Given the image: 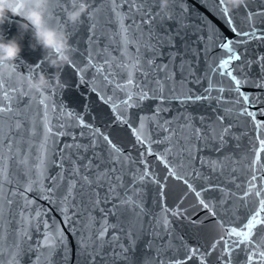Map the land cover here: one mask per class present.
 <instances>
[{
    "label": "snow or ice",
    "instance_id": "obj_1",
    "mask_svg": "<svg viewBox=\"0 0 264 264\" xmlns=\"http://www.w3.org/2000/svg\"><path fill=\"white\" fill-rule=\"evenodd\" d=\"M86 2L92 7L85 19L92 22L86 67L80 71L88 74L96 103L109 111L99 114L101 126L96 125V116L91 122L85 120V114L91 115L87 104L84 114L53 104L49 115L47 97L52 91L47 96L37 93L42 148L34 176L25 173L23 184L11 174V162L20 154L21 145L36 135L34 121L25 114L32 110V98L17 87L11 88L17 95L10 96L4 86L13 80L0 79V264H22L27 253H32L31 264L73 261L68 234L43 219L50 210L39 206L32 210L36 205V199L28 195L32 192L54 204L63 214V224L71 225L77 264H136V246L145 235L150 237L145 251L152 255L144 257L142 264H188L193 259L209 264L213 253L218 264H233V252L241 246H245L246 264H264V54L252 56L246 47L264 43V0H248L243 5L245 27L237 26L241 14L238 9L229 12L225 0H197L226 25L231 36L187 0H179L182 7L176 27L161 24V31L154 21L168 16L157 17L150 8L155 6L160 12L162 0ZM177 2L169 0V5ZM72 3L50 0L48 23L66 28ZM249 4L258 7L250 9ZM103 5L107 7H98ZM100 11L106 13L102 18L97 17ZM109 24L115 25L114 31L108 30ZM68 35L74 33L68 31ZM77 51L73 47L72 55ZM71 66H77L74 59ZM150 100L156 102L150 113L131 111ZM213 102L211 116L189 111L197 104L212 106ZM170 112L173 115L168 116ZM109 125L127 128L133 150L140 149L136 155L102 130ZM245 138L250 157L237 158L232 149L241 148ZM205 150L221 155L212 159L203 155ZM21 163L27 164V159ZM50 166L58 169L54 175L48 173ZM244 170L248 178L237 196L224 184L240 189L236 173ZM170 180L177 183L170 185ZM149 184L156 187L159 213L146 207L144 192ZM212 190L222 194L218 201L204 196ZM173 195L175 202L168 207L166 201ZM190 195L194 202L186 204ZM233 198L243 202L247 213L243 219L237 216ZM195 209L205 211L208 218H220V233L206 248L189 245L172 227L176 218L193 227H207L205 220L192 217ZM9 216L19 219L11 233L14 239L6 246ZM110 216L115 222H110ZM40 225L45 229L42 238L33 241L31 232Z\"/></svg>",
    "mask_w": 264,
    "mask_h": 264
},
{
    "label": "water",
    "instance_id": "obj_2",
    "mask_svg": "<svg viewBox=\"0 0 264 264\" xmlns=\"http://www.w3.org/2000/svg\"><path fill=\"white\" fill-rule=\"evenodd\" d=\"M248 0H246V3ZM187 4L194 7L197 9L200 13H203L205 16L208 17V20L211 21L212 24L216 25L217 28L220 29L221 32H223L225 35L231 36L232 33L228 30L225 24H223L220 20L216 18L212 13L208 12L203 6H201L199 3H197V0H187ZM91 7H89V11L91 10ZM98 7H104L106 8L107 5L103 6H98ZM182 5L178 2L175 5H169V12L171 13L170 16H168V19L166 20H160L157 18L154 21V24L157 26V30L161 31L162 29L159 27L161 24L164 25V27L167 28H175L176 23L175 21L179 19L181 12ZM258 7V5L255 4H249V8H254ZM70 8V7H69ZM150 11L156 12L157 17H162L164 16L163 13L159 12L158 9L155 6H152L150 8ZM240 12L241 16L240 18L236 21L238 27H245V21L243 18V13L245 11L244 7H240L238 9ZM106 15L105 12L100 11L97 13V17H104ZM86 16V14H85ZM85 16L82 18L81 23L77 25H72V24H67L66 30L71 31L74 33L73 36L70 37V42L72 44V47L76 48L78 51L76 54L72 55V60H75L76 67L66 66L63 70V75H62V80L64 83L67 85L66 89L63 90H57L55 92L52 91V94L48 96V103H49V115H51L52 111V105L55 104L56 106H63L65 110H75L77 112H80L81 114H84L83 109L84 105L87 104L89 108L91 109V115H84L85 120L91 122L92 116H96V125L101 126L102 121L99 118L100 113H107L109 109L107 106H101L96 103V94L92 93L90 91V85L87 83L88 81V74L81 72L80 68L81 66L84 65V60H85V50L89 47L87 43V37L89 36V24L92 21H89L85 19ZM108 30L114 31L115 30V25L109 24L107 25ZM99 30V29H98ZM5 31L6 35L8 38H11L14 36L17 32V27L16 24L13 23L12 25L5 26ZM30 43V37H26L23 41V52H22V60L18 61L20 64V71L22 72H29L31 71V67H34L42 58V53L40 50L37 51H32L29 47ZM179 47V44H178ZM246 47L250 49V54L252 56H255L257 53L259 54H264V43H259V42H252L248 44ZM167 51V49H165ZM167 58L165 57V60ZM24 62H27L24 63ZM200 69H204V64L201 62ZM39 71H45L51 74L53 71L52 69H48L47 65H42ZM89 71H91L89 69ZM253 72H256V68L253 67ZM83 77V82L81 78ZM227 83V81H225ZM204 85H201L200 87H203ZM12 87H17L15 81H9L5 84L4 90L8 91L10 96H16V93L11 92ZM246 91H251V89H246ZM48 91L45 93L47 96ZM36 99L32 98L31 101V111L26 112V116H30L32 120L35 123L36 127V135L35 137H31L29 143L21 145V151L20 154L16 157V159L11 162V174L16 177V180L20 183L23 184L27 177L25 176V173H27L28 177H33L34 176V167L37 163L38 157L41 154V148H42V129L40 125V120L39 117L37 116V113L40 111V108L37 104V101L39 100V94H35ZM228 93H225V96H227ZM22 99H26L22 98ZM15 103V101H12ZM155 101H145L144 106L139 109H132L131 111L133 113L135 112H140L141 114L144 113H150L153 106L155 105ZM213 107H215V102H213L212 106H209L207 104H197L195 106H192L189 108V111L193 112L194 114H206L211 116L213 114ZM173 108L175 110L176 105H173ZM168 116L173 115L172 112L167 113ZM244 119V118H242ZM102 130L108 131L114 142H119L124 148L125 151H132L133 155H136V153L140 149L133 150L132 148V137L129 134L127 128H119L116 125H109L106 127H103ZM234 131H239L238 129H234ZM67 139V137L62 138V140ZM241 148L237 149H232V151L236 154V157L239 158L241 156L245 157H250V146L248 143V139L245 138L244 140L241 141ZM154 147H162L159 145H156ZM203 155L215 159L218 155H221L220 153H217L215 151H210V150H205ZM27 159V164L21 163V160ZM50 158L54 159V156H51ZM149 159L154 160L153 157H149ZM262 160H264V154H262ZM246 163V161H245ZM157 171L163 175V170L162 167L157 165ZM58 171L57 168L55 167H49L48 173L49 175H54ZM207 171V169H205ZM248 178V172L247 170L244 171H238L236 173V180L235 184L241 185V188L238 189L235 187L234 184L232 183H225L224 187H226L230 192L236 193L237 196L242 194V187ZM48 181L45 180V184H47ZM177 182L169 181L170 185H174ZM61 191H63V188H61ZM29 197L36 199V205L33 206V211L36 209L37 206H39L41 209H48L50 210L46 216L43 217V219H46L49 223V225H55L57 227H62L64 228L65 233H67V241L68 244L71 247L72 250V255H73V261L71 264H77L76 258L78 257L79 253L76 249V240L73 238V235L70 232L71 225H64L63 224V214L60 212V210L54 205L51 204L48 201H45L43 199H40L38 194L36 192L28 193ZM221 193L219 191H209L204 193V196L206 198H211L213 201H218L221 198ZM144 198L146 201V207L151 209L154 213H159L160 207L157 202V197H156V187L155 185H146L145 192H144ZM251 199V198H250ZM233 201L236 203L239 211H237V216H239L241 219H243L244 215H246V210L244 207H242L241 201L235 200L233 198ZM175 202V196H169L166 203L168 207H172ZM194 202V197L189 196L188 200L185 201L186 204H190ZM15 208L16 206L13 205ZM249 208L252 207L251 204L248 205ZM97 218L99 219L100 213H95ZM191 215L195 219H203L206 222L207 227H193L188 224L187 221H185L183 218H176L172 219V227L175 230V234L177 236H182L185 241L189 245L192 246H203L206 248L211 240L215 237H217L220 233V228H219V216L216 218H208L206 215V212L200 209H195L191 210ZM19 218L17 217L16 220ZM79 219V218H77ZM16 220H13L11 216L7 217L5 220V227L7 230L8 238L7 241L5 242L6 246L10 245L12 240L14 239V236L11 235L12 231L18 227ZM110 222H115L114 217H109ZM99 224H97V227ZM79 228L80 225H77ZM45 231L42 225L39 226V230H33L31 232L32 235V240L37 241L42 238V233ZM111 231L109 232V236H111ZM150 239L149 236H143L140 240L139 243L136 246V251H135V261L136 264H142V260L144 257L151 256L152 253L150 251H145L144 245L145 243ZM125 244L128 243L127 240L123 241ZM177 244L179 243L176 241ZM107 251V249H105ZM219 251V250H217ZM183 255V253H180ZM4 259H8V254L7 251L5 252ZM33 259L32 253H27L23 259H22V264H31V261ZM57 260H59V256H57ZM188 264H197V261L195 259L191 260L188 262ZM209 264H218V261L216 259V253H213L212 257L209 259ZM233 264H246V250L245 246H241V248L237 249L235 252H233Z\"/></svg>",
    "mask_w": 264,
    "mask_h": 264
},
{
    "label": "clouds",
    "instance_id": "obj_3",
    "mask_svg": "<svg viewBox=\"0 0 264 264\" xmlns=\"http://www.w3.org/2000/svg\"><path fill=\"white\" fill-rule=\"evenodd\" d=\"M246 0H225L229 12L239 9ZM90 5L86 0H73L66 17L72 25L81 23ZM169 0H162L160 12L170 16ZM50 0H0V79L15 81L17 88L31 94L66 89L62 80L63 70L72 64L73 47L66 28L58 29L48 23ZM16 24L17 32L8 38L5 26ZM30 37L32 51L40 50L41 60L31 71H20L18 61L22 60L23 41ZM27 64V62H24ZM52 69L51 74L39 71L41 65Z\"/></svg>",
    "mask_w": 264,
    "mask_h": 264
}]
</instances>
